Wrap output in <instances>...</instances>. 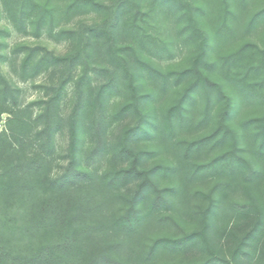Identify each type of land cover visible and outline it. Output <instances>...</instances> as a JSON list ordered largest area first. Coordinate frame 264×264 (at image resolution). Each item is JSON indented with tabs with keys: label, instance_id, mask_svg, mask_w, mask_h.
Wrapping results in <instances>:
<instances>
[{
	"label": "trees",
	"instance_id": "trees-1",
	"mask_svg": "<svg viewBox=\"0 0 264 264\" xmlns=\"http://www.w3.org/2000/svg\"><path fill=\"white\" fill-rule=\"evenodd\" d=\"M0 1L17 32L69 45L12 47L17 78L43 76L42 95L25 101L0 42V264H264V42L210 55L214 40L263 22L264 7L242 25L234 11L247 0H204L208 30L193 0ZM176 44L194 47L190 63L158 67ZM248 106L262 112L243 115ZM196 125L204 133L180 134ZM158 147L173 158L154 160ZM247 218L248 230L227 229Z\"/></svg>",
	"mask_w": 264,
	"mask_h": 264
},
{
	"label": "rangeland",
	"instance_id": "rangeland-1",
	"mask_svg": "<svg viewBox=\"0 0 264 264\" xmlns=\"http://www.w3.org/2000/svg\"><path fill=\"white\" fill-rule=\"evenodd\" d=\"M196 4L201 6L203 8V11L199 13V22L201 23V26L204 28H207L210 30V25L213 23V17L211 15V12L204 15V0H193ZM264 7V0H247V3L245 6L241 7L238 11H234V13L237 14L236 21L237 23H241L242 25H245L244 23L249 19V16L253 14L254 12L258 11ZM232 9V6L230 7ZM209 14V15H208ZM95 19L94 15H87L83 16L82 20L85 21H91ZM154 25H156V29L159 30L162 34L170 35L171 33L167 30L165 21L162 18L155 19V22H153ZM0 42L2 43L3 51L8 56L7 61L5 60L2 63L1 69L2 72L10 79L14 84L18 85L22 93L20 97L25 101H31L38 99L42 95V90L38 87H36V84L40 83L43 80V76H39L36 79H29L22 81L21 79L17 78L16 74L14 73V69L18 68L19 61L21 56H13L11 53V49L14 45L19 43L24 44H41L46 46L48 49L63 54L69 49L68 43L64 41H53L46 37H40L36 38L31 35H25L17 32L14 27L10 24L8 19L5 16V13L3 11V7L1 5L0 1ZM243 41H252L256 42L260 45L264 42V21L257 24L253 29L247 31L245 29L240 28L234 36L227 37L222 41L214 40L211 45L210 49V55L212 57H215L217 55L226 53L230 51L231 49L235 48L237 45H239ZM194 47L193 46H184L182 44H176L175 50H174V56L171 59H163L156 62V65L162 69H181L185 66H187L194 54ZM181 90L174 89L169 91L159 102L158 106L159 108L167 107L169 104H171L179 95V92ZM71 96L72 92L69 93V95L66 98V102L63 104L64 108V115L69 112V109L71 107ZM204 108V98L198 97L197 102H195L192 106V114L195 118L199 120L201 117V113ZM262 112V108L256 107V106H248L247 108L243 109L242 114L246 115L249 113H260ZM5 118V115L2 116V120H0V129L3 125V119ZM120 127V126H119ZM119 127L114 129V132H117ZM204 133V128L199 127L198 125L194 126L193 128L189 129H183L180 133L182 136H197ZM57 142L60 147V149H64L67 145V133L64 131L61 134L57 135ZM146 146L148 148H153V145H142ZM157 154L154 156V160L158 161H166L169 160V156L172 157V155L168 154L167 151H165L163 148L158 147L157 148ZM173 158V157H172ZM252 218H247L243 221L238 222L235 225V222H231L227 229H234L236 232L241 233L244 230H248L252 225ZM197 224V221L195 219H189L187 222V225L191 226L193 224ZM226 229V230H227ZM226 233V231L224 232ZM209 235L211 237V240L217 243V246H219L222 249V252L224 254H228V247L233 243L229 242L227 239L226 234H221L218 230H215L213 226H210L209 228ZM260 249L264 248V237L262 241L259 244ZM229 255V254H228ZM195 254L189 253L188 257L194 258ZM240 259L242 261L236 263V264H251L247 261L249 259L246 256H241Z\"/></svg>",
	"mask_w": 264,
	"mask_h": 264
}]
</instances>
